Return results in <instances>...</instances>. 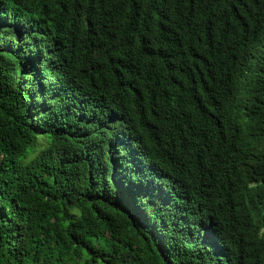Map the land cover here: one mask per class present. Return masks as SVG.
I'll return each mask as SVG.
<instances>
[{
	"label": "trees",
	"instance_id": "trees-1",
	"mask_svg": "<svg viewBox=\"0 0 264 264\" xmlns=\"http://www.w3.org/2000/svg\"><path fill=\"white\" fill-rule=\"evenodd\" d=\"M0 264H264V0H0Z\"/></svg>",
	"mask_w": 264,
	"mask_h": 264
}]
</instances>
